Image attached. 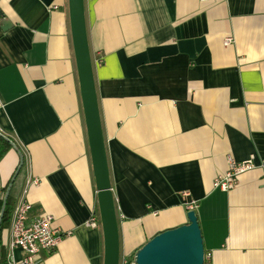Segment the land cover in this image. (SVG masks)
Here are the masks:
<instances>
[{"label": "crops", "instance_id": "obj_1", "mask_svg": "<svg viewBox=\"0 0 264 264\" xmlns=\"http://www.w3.org/2000/svg\"><path fill=\"white\" fill-rule=\"evenodd\" d=\"M83 3L120 256L187 223L194 200L208 264H264V0ZM0 131L14 144L0 210L20 152L14 205L70 232L41 264H103L101 222L84 224L100 215L68 0H0ZM229 157L254 167L221 190ZM10 222L7 264L22 256Z\"/></svg>", "mask_w": 264, "mask_h": 264}, {"label": "water", "instance_id": "obj_2", "mask_svg": "<svg viewBox=\"0 0 264 264\" xmlns=\"http://www.w3.org/2000/svg\"><path fill=\"white\" fill-rule=\"evenodd\" d=\"M68 10L73 51L97 189V204L103 234V264H119L117 215L95 91L83 0H68ZM2 22L7 24L5 20ZM3 137L9 140L5 136ZM11 144L14 146L13 143ZM19 157V164L3 196L0 224L11 184L23 164V156L20 152ZM187 219V223L162 230L147 239L134 251L135 264H203L205 249L195 210L187 211Z\"/></svg>", "mask_w": 264, "mask_h": 264}, {"label": "built area", "instance_id": "obj_3", "mask_svg": "<svg viewBox=\"0 0 264 264\" xmlns=\"http://www.w3.org/2000/svg\"><path fill=\"white\" fill-rule=\"evenodd\" d=\"M232 41L231 36L224 39V44ZM264 166V162H262ZM254 167L251 159L236 161L228 158V168L224 173L218 174L214 179V186L221 190H229L237 180V177L246 170ZM37 183V179L32 180ZM187 195V192H183ZM29 203L23 198L19 199L13 207L10 222V246L19 249L22 256L16 260L11 258L9 264H41L42 253L51 252L55 249L59 241L70 232L62 230L53 223V218L49 214H42L30 218ZM197 204L194 200L186 203L187 210H195ZM86 226H99V217L92 212L89 218L84 222ZM208 253L205 251L204 258L207 259ZM119 264H135L133 256H120Z\"/></svg>", "mask_w": 264, "mask_h": 264}, {"label": "trees", "instance_id": "obj_4", "mask_svg": "<svg viewBox=\"0 0 264 264\" xmlns=\"http://www.w3.org/2000/svg\"><path fill=\"white\" fill-rule=\"evenodd\" d=\"M0 133H1V131H0ZM2 135L7 137L9 140L5 139ZM11 143H13V141L8 136H6L2 133L0 134V159L5 154V152L12 146ZM8 185H9V183L6 186H4V188H3L4 193H5ZM13 207H14V200H13V197L11 195V191L9 190V194L6 198L3 215L1 218L0 232L3 228H5L9 225ZM0 247H1V245H0ZM0 264H7L6 260L1 255H0ZM203 264H208L206 258H204Z\"/></svg>", "mask_w": 264, "mask_h": 264}]
</instances>
